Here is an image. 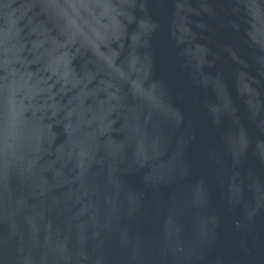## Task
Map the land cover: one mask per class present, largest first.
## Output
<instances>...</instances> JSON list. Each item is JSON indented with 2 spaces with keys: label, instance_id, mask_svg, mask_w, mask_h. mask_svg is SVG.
I'll use <instances>...</instances> for the list:
<instances>
[{
  "label": "water",
  "instance_id": "1",
  "mask_svg": "<svg viewBox=\"0 0 264 264\" xmlns=\"http://www.w3.org/2000/svg\"><path fill=\"white\" fill-rule=\"evenodd\" d=\"M0 264H264V0H0Z\"/></svg>",
  "mask_w": 264,
  "mask_h": 264
}]
</instances>
